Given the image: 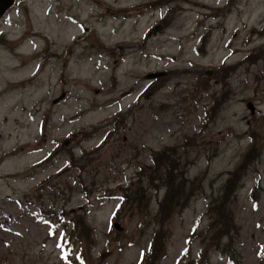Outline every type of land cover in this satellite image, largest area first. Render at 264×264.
<instances>
[{"label":"rangeland","instance_id":"1","mask_svg":"<svg viewBox=\"0 0 264 264\" xmlns=\"http://www.w3.org/2000/svg\"><path fill=\"white\" fill-rule=\"evenodd\" d=\"M0 264H264V0H16Z\"/></svg>","mask_w":264,"mask_h":264},{"label":"trees","instance_id":"2","mask_svg":"<svg viewBox=\"0 0 264 264\" xmlns=\"http://www.w3.org/2000/svg\"><path fill=\"white\" fill-rule=\"evenodd\" d=\"M205 82H207V81H205ZM202 89L206 90L208 88L206 86H203L202 85ZM158 154H161V156H159ZM162 157L165 159V155L162 154L161 152H155L154 155H153V161L157 164V166H155L156 167V172H158L159 178H162V182H164L168 186V191L170 193H175L176 194L179 190H181V186H182V183L183 182L182 181L181 182L180 181L177 182L176 177H174L172 175V170L175 168V166H172L171 163L168 160L167 161L166 160H163ZM161 160H162L161 163H163V164L162 165H159V161H161ZM161 166H165V169L166 170L163 171V172H161L160 171V167ZM181 180H182V176H181ZM84 191L87 194L90 192V191L89 192L86 191L85 189H84ZM168 199H169V194H168ZM51 208H53V207H51ZM47 212H49L50 216L51 215H54V210L53 209H50L49 208V211H47ZM57 216L59 218H61L62 220L66 219L65 210L64 209H61V212H58ZM84 219H85V216H77V217L68 219L69 222L71 224H73V228H76V229L79 230V227L80 226L82 227V229H81V235L79 237H88V235H89L88 232H85L86 225H85V220ZM226 222L227 223H230V224H233V221H232V218H230V213L229 212L227 213Z\"/></svg>","mask_w":264,"mask_h":264},{"label":"water","instance_id":"3","mask_svg":"<svg viewBox=\"0 0 264 264\" xmlns=\"http://www.w3.org/2000/svg\"><path fill=\"white\" fill-rule=\"evenodd\" d=\"M15 3V0H0V20L1 18L5 15V13L13 6V4ZM158 31V27H155L152 30V34H156ZM166 71H155V72H149L145 75V78L153 80L156 79L157 77L163 76ZM59 98H56L54 100V102H57ZM247 107H249V109L252 111L253 107L250 103H247ZM117 226V225H116Z\"/></svg>","mask_w":264,"mask_h":264},{"label":"snow or ice","instance_id":"4","mask_svg":"<svg viewBox=\"0 0 264 264\" xmlns=\"http://www.w3.org/2000/svg\"><path fill=\"white\" fill-rule=\"evenodd\" d=\"M143 255V254H142Z\"/></svg>","mask_w":264,"mask_h":264}]
</instances>
